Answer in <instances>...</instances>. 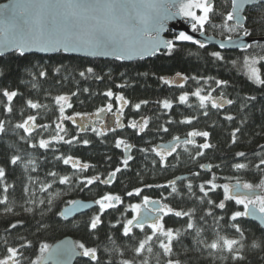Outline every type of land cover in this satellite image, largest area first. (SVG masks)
Instances as JSON below:
<instances>
[{"label": "trees", "instance_id": "1", "mask_svg": "<svg viewBox=\"0 0 264 264\" xmlns=\"http://www.w3.org/2000/svg\"><path fill=\"white\" fill-rule=\"evenodd\" d=\"M3 1L0 0V3ZM212 4L213 14H210V23L205 25V34L219 39H227L229 35L238 37L237 33H230L223 26L227 12L231 11L230 0H213ZM193 11L196 14L200 12L199 9ZM244 16L247 21L245 26L253 32L249 38H264V7L258 4L248 8ZM212 24L216 26L212 27ZM217 50L225 56L222 63L210 56L212 51ZM85 66H93L95 71L80 77L79 70ZM45 68L49 76L41 79L38 72ZM57 68L58 78L51 75ZM253 69L264 79V42H254L246 50H224L211 46L200 49L198 45L184 43L175 56H157L132 63L86 59L62 53L21 57L13 52L0 57V122L5 127V132L0 133V166L6 172L5 177L0 178V200L5 201L0 203V260L9 257L7 248L12 247L19 250L15 257L17 264H35L44 254L40 251L44 244L50 247L59 239L70 236L75 244L84 243L97 249L98 260L95 264H167L169 257L159 247V241L156 238L147 240L150 234L147 228L144 233L134 230L136 235L132 243L122 237V224L132 216L128 208L131 204L142 202L141 197H128L126 193L147 184H170L172 179L188 175V178L177 182L175 187L178 192L174 195L170 187L168 190L144 188L142 193V196L153 199H161V193L169 194V200L161 199L162 203H169L174 211L191 214L190 221L188 217H165V227L173 229L171 259L178 260L180 264H264V234L261 228L243 220L242 224L247 229L243 238L227 228L229 221L224 217L234 210L242 211L243 206L235 205L234 201L226 202L227 207L222 215L214 206L223 198L222 188L212 191L208 185V181L215 176L214 182L218 185L239 181L252 183L254 188L262 191L264 86L256 85L250 78ZM176 72L189 77L182 81L183 87L164 85L158 79L164 76L176 80ZM217 79L227 81V84L217 86ZM198 88L202 95L211 93L212 98H223L225 102L231 99L234 103H225L222 109H212L210 101H206L207 107L201 108L199 99L194 96ZM5 90H16L18 95L9 102L3 96ZM108 90L113 92L111 99L104 95ZM185 93L189 99L181 105L178 97ZM58 95H67L72 104L68 108L63 101L60 102L64 104L65 117L75 116L76 113L87 116V123L90 121L87 130L81 131L79 118L73 123L60 116V105L55 103ZM118 95H123L129 102L124 105L121 114L124 127L115 128L114 124L104 135H98L103 129L97 128L100 119H96L94 114L109 103L113 111L104 112V118L117 112L120 102L115 97ZM248 96L257 99L247 101ZM29 99L41 107L31 109L27 106ZM164 99L173 104L172 109H163ZM145 100L147 104L142 103ZM137 103H141L138 110L135 108ZM9 106L11 113L7 111ZM205 111L207 116L204 115ZM29 115L37 117L30 122V125H35L31 137L15 127ZM228 115L234 119L226 120ZM189 119L191 123L181 122ZM143 120L149 123L140 132ZM132 122L138 124L136 129L129 127ZM57 125L64 131H60ZM93 127L97 133L92 132ZM163 127L169 131L165 133L160 130ZM237 128L240 131L236 132L233 143L232 133ZM192 131H208L210 135L207 139L191 137L188 133ZM58 135L65 139L75 138L73 144L66 145L57 140ZM176 137L186 138L191 143L177 145L176 151L166 157L162 166L151 149ZM42 138L50 141L51 151L41 150L38 146L30 147L33 143L38 145ZM85 139L90 141L88 146L83 145ZM118 139L133 146L129 153L133 159L127 168L122 164L124 146L120 149L115 147ZM203 143H209L210 147L203 149ZM140 149L145 151L141 152ZM241 151L245 153L244 157L237 155ZM11 155H19L23 159L13 167L9 163ZM69 155L79 159L81 164L87 163L89 168L81 170L63 165L62 158ZM236 163H243L245 168L236 169ZM204 165L211 166L208 172L202 170ZM117 167L122 171L112 178L110 185L102 184L100 181L108 179ZM50 172L57 175L52 177ZM65 175L70 177V183L59 184V179ZM97 176L100 181L90 186L78 182H86L88 178ZM189 183L193 185L191 190L186 187ZM201 183L209 192L208 197H203L199 192ZM5 187L7 192L4 191ZM105 194L120 195L123 203L103 214L98 229L90 230L88 227L91 219L99 214L98 205L91 212L71 221L60 218L61 209L69 201H95ZM209 199L214 204H209ZM209 212L212 215H208ZM17 222L23 224L18 223L17 228L12 229L10 225ZM187 222L193 223L192 230L187 229ZM163 239L166 242V238ZM226 239L238 241L231 252L223 243ZM177 240L180 244L176 243ZM140 242H145V248L137 254L136 246ZM212 242L218 244L217 249L207 246ZM253 245L256 247L253 248ZM234 256H242L243 259H233ZM75 264L92 262L82 257Z\"/></svg>", "mask_w": 264, "mask_h": 264}, {"label": "snow or ice", "instance_id": "2", "mask_svg": "<svg viewBox=\"0 0 264 264\" xmlns=\"http://www.w3.org/2000/svg\"><path fill=\"white\" fill-rule=\"evenodd\" d=\"M231 11L227 12L224 18V27L230 33H237L238 38L233 39L231 35L227 40L222 41L219 45L220 49L236 48L246 50L252 47L251 43H246L245 39L253 32L250 31L246 25V17L242 15L246 6L261 5L264 7V0H230ZM193 9H199L202 13L197 15ZM210 14H213V4L211 0H10L9 3L0 5V57H3L8 51H15L19 56H25L26 52H39V53H64V54H82L86 57H111L115 61L124 62L132 59L140 61L149 57L157 56H175L181 50V45L188 43L190 45H198L200 49L206 47L204 41L194 38L186 30H178L172 33L171 36H165V33L170 31L169 22L175 20L177 17L185 19L191 25L192 33H199L203 36L205 34V25L210 23ZM227 22H232L228 24ZM212 24V27H215ZM212 59L218 63L225 61V56L221 51H212L210 53ZM95 68L93 66H85L79 70V76L85 77L87 74L94 73ZM53 77H59V68L51 73ZM147 75V73H145ZM155 75V73H153ZM177 77L176 80L166 79L164 76H159L158 79L164 85H177L183 87L182 81H186L189 77L180 72L174 73ZM38 76L41 79H47L49 76L48 70L45 68L38 72ZM250 78L256 85L264 86V79H261L255 69L252 70ZM217 86L227 84V81L220 79L216 80ZM87 91V89H85ZM18 92L13 90L11 92L5 90L3 96L7 101L11 102L17 97ZM76 95L75 92L72 93ZM108 98H113V92L108 90L104 93ZM194 96L199 99L201 108H206V101H210L212 109H222L224 104L232 105L233 100L229 99L226 102L221 99H215L211 97V93L208 95H202L201 89H197ZM120 102V108L117 112L113 113L115 116V128H123L124 125L121 122V114L124 111V105L129 102L123 95L115 97ZM189 99L187 93L181 94L178 97L179 104L184 105ZM255 96H248L247 101H256ZM63 101L68 108L72 107L69 103V97L67 95H58L55 97V103L60 105L59 113L64 119L76 122V118L80 119V129L85 131L89 128L87 123V116L81 113H76L75 116H64L65 107L60 102ZM143 104H147L148 101H142ZM27 106L33 110L41 107L37 102H33L31 99L27 100ZM141 107V103H137L135 108L138 110ZM163 109H172L173 104L168 100L162 101ZM9 113L12 112V108H7ZM113 106L109 103L106 108H100L94 115L99 118L101 113L112 112ZM207 112L204 115L207 116ZM262 115H264V109H262ZM37 119L35 115H29L22 123H17L15 127L22 129L28 136H32L34 124L30 125V122H34ZM226 120L231 121L234 119L232 115L225 117ZM104 126V121H99ZM182 123H191V120L181 121ZM95 123V121H93ZM149 121L143 120L142 126H140V132H143L147 127ZM44 127V126H41ZM60 128L59 125H57ZM129 127L136 129L138 124L132 122ZM112 125L108 124L103 128V131L97 133L95 127L92 128L93 133L98 135H104V133L111 129ZM114 130V129H113ZM163 132H168L169 129L163 127ZM60 131H64L60 128ZM240 129L237 128L233 133V143H235L236 132ZM5 132L4 123L0 122V133ZM191 137H204L207 139L210 135L208 131H192L188 133ZM57 140L63 141L66 145H72L75 138L65 139L64 136L58 135ZM27 142V141H26ZM181 143L180 138L176 137L170 145H158L156 148H152L151 151L159 157V163L163 166L167 156H170L176 151L177 145ZM184 143H191V141H184ZM90 141L83 140V145L88 146ZM124 146V158L122 164L125 168L129 166L133 156L130 155L132 145L126 143L123 139H118L115 142V147L120 149ZM39 147L44 151H51L50 141L46 139H40L38 145L33 143L30 145L32 148ZM203 149L210 147L209 143H203L201 145ZM141 152L145 151L140 149ZM239 157H244V152L237 153ZM22 157L19 155H11L9 163L15 167L18 162L22 161ZM111 159V157H109ZM31 160L29 161V163ZM63 165H71L72 168H80L81 170H87L89 165L87 163L81 164L79 159H74L71 155L67 158H62ZM264 163V161H262ZM211 166H208L210 169ZM236 169H243L245 165L243 163H236ZM122 169L117 167L115 171L111 172L110 177L106 180L100 181V177L88 178L86 182L84 180L78 181L86 186L94 184L96 181H100L104 185H110L113 177H116L117 173ZM6 172L3 166H0V178L5 177ZM49 175L55 177L56 172H50ZM199 175V173H195ZM185 179L184 177H177L173 179L170 184H147L142 188H136L133 191H128L126 195L128 197H141L142 203L131 204L128 210L133 213L132 217L127 219L126 223L122 224L121 235L128 243H132L135 239V231L139 230L140 233H144L145 228L150 230V234L147 235V240L156 238L159 241V247L163 250V253L168 256L167 264H180L178 260L171 259L173 253V229L165 227V217L172 216L174 218L191 219V214L181 210H175L169 206V203L161 202V199L167 201L170 196L166 193H161V199H153L147 195H143L144 188H158L168 190L170 187L171 194H176L178 189L175 187L179 180ZM215 181V176L208 181L210 190L215 191L222 188L223 198L218 204H214V201L209 199V204L220 210V213L224 215L227 204L226 202L234 201L235 205H242L243 210H234L230 215H226L229 223L227 228L234 231L241 238L244 237L247 229L243 226L242 221L248 217L259 221L261 232L264 234V194H257L256 188L252 183H241L237 181L234 184L224 183L218 185ZM70 183V177L65 175L59 179V184L65 185ZM188 190L193 188V185L189 183ZM262 191H264V185H261ZM7 187L4 191L7 192ZM27 191V190H25ZM199 192L203 197H208L209 192L205 190L204 183L199 186ZM0 203L5 201L0 200ZM123 203L120 195L105 194L101 198L95 200V204L98 205L99 214L95 215L91 219L88 225L90 230H96L102 224L103 214L110 208L116 207ZM69 206L65 207L59 216L65 221L70 216H74L80 209H90L91 204H81L77 201H69ZM208 215H212L211 212ZM203 219V218H202ZM19 224L23 222L12 223L10 227L12 229L17 228ZM112 227V225H109ZM188 230L193 229V223L187 222ZM199 230H197V235ZM166 238V242L165 239ZM113 239H115L113 237ZM146 242V241H145ZM145 242H140L136 246V252L139 254L141 250L145 248ZM180 244V241H176ZM228 250L233 251V245H237L236 239H226L223 241ZM211 249H217L218 244L212 242L207 245ZM30 247V245H27ZM256 245H253L255 248ZM82 250V256L89 258L92 264L98 260L97 249L87 247L84 243L76 245H70L58 249L55 255H63L67 258H71L76 255V249ZM151 249H149L150 251ZM17 248L9 247L7 252L9 257L0 260V264H17L15 257L18 253ZM41 253L49 252V246L44 244L40 248ZM233 259H243L242 256H234ZM47 257L41 256L35 264H46ZM127 264V262H125Z\"/></svg>", "mask_w": 264, "mask_h": 264}, {"label": "water", "instance_id": "3", "mask_svg": "<svg viewBox=\"0 0 264 264\" xmlns=\"http://www.w3.org/2000/svg\"><path fill=\"white\" fill-rule=\"evenodd\" d=\"M9 2H10V0H5V1L1 2L0 5L7 4ZM211 2H213V0H211ZM251 7H253V6H246L245 7V11H246V9L251 8ZM242 15H244V13H242ZM186 22L187 21L184 22L183 19L177 17L175 20L169 22V29L173 33L176 32V31H178V30H186V31H188L189 34L193 35L194 38H196L198 40H201V41H204L206 43V46H211V47H215V48H218V49H220L219 48L220 43L222 41L227 40V39H219V38H216L214 36H209V35H206V34H204L203 36H201V35H199V33H192L188 29V27H187L188 25H187ZM165 35H166V33H165ZM237 38L238 37H235L233 39H237ZM245 42L246 43H251V44L254 43V42H264V38L254 39V38L247 37L245 39ZM224 50H241V49L228 48V47H226V48H224ZM13 52H15V51H8V52L5 53V55H8V54L13 53ZM52 54H55V53H39V52L32 51V52H26L25 55L48 56V55H52ZM62 54H64V53H62ZM64 55H66V56H74V57H79V58H86V59H97V60H105V61H115L111 57H95V58H93V57L83 56L82 54H64ZM150 58H153V57L145 58V60L146 59H150ZM135 61H140V60H137V59L134 58V59H132L130 61H124L123 63H132V62H135ZM103 115H104V113H102L99 118L96 117V119L102 120L103 119ZM174 140L169 141L167 143L160 144V145H165V146L170 145V144H172V142ZM187 140L188 139H186V138L185 139H180L181 143H183L184 141H187ZM181 143H179V144H181ZM208 166L209 165H204L202 167V170L205 171V172H208L209 171ZM179 177H184L186 179V178H188V175H182V176H179ZM180 181H182V180H179L178 182H180ZM256 191H257V194H261L262 193L261 190H259V189H256ZM76 201L78 203H81V204H91L92 205V208H90V209H80V210H78L75 213L74 216H70L68 218V220H66V221H71V220H73V219H75L77 217H80L82 215H85V214L91 212L92 210H94L97 207V205L95 204V201H92V200H76ZM68 206H69V204L67 206H65V207H68ZM64 208H62L60 212H62ZM60 218L63 219L62 217H60ZM246 220L248 222L254 223L258 227H260L259 226V221H256V220L252 219L251 217L246 218ZM70 245H76L74 239L72 237H70V236L63 237V238L59 239L58 241H56L55 243H53L49 247V252H46V253L43 254V256H46L47 257L46 264H75L80 258L83 257L82 254H81L82 251L79 248L76 249V253L77 254L74 255L73 257H71L70 259L67 258V257H65V256H63V255H55V253H56V251L58 249H62L63 247L70 246Z\"/></svg>", "mask_w": 264, "mask_h": 264}, {"label": "rangeland", "instance_id": "4", "mask_svg": "<svg viewBox=\"0 0 264 264\" xmlns=\"http://www.w3.org/2000/svg\"><path fill=\"white\" fill-rule=\"evenodd\" d=\"M201 14H202L201 12L197 13V15H201ZM103 121H104V126H102V125L100 124V122H99L98 124H100V126H98L97 128L103 129V128L106 127L108 124H111L112 127H113L114 124H115V118H114V115H106L105 118L103 117ZM89 122H90V121H88V123H89ZM262 194H264V192H263ZM140 203H142V202H140ZM132 215H133V214H132ZM131 217H132V216H131ZM146 231L150 232V230H146Z\"/></svg>", "mask_w": 264, "mask_h": 264}, {"label": "flooded vegetation", "instance_id": "5", "mask_svg": "<svg viewBox=\"0 0 264 264\" xmlns=\"http://www.w3.org/2000/svg\"><path fill=\"white\" fill-rule=\"evenodd\" d=\"M183 21L185 22L186 20L185 19H183ZM187 23V27L191 30V25L188 23V22H186ZM172 31H169L168 33H166V35L165 36H171L172 35ZM133 214V213H132Z\"/></svg>", "mask_w": 264, "mask_h": 264}]
</instances>
